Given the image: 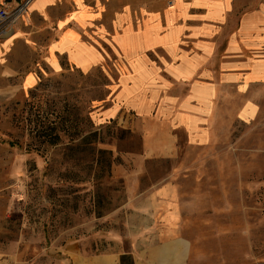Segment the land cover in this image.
Masks as SVG:
<instances>
[{
	"label": "rangeland",
	"instance_id": "rangeland-1",
	"mask_svg": "<svg viewBox=\"0 0 264 264\" xmlns=\"http://www.w3.org/2000/svg\"><path fill=\"white\" fill-rule=\"evenodd\" d=\"M61 1L46 14L29 7L9 32L18 36L0 52V264H28L39 255L41 264H70L51 253L69 239L103 251L109 215L127 199L126 183L111 178L114 156L143 149L140 135L100 118L113 104L121 63L96 34L70 24L104 55L89 71L64 55L59 71L42 62L72 9ZM5 67L18 75L7 80ZM30 71L35 85L20 90ZM9 86L18 91L12 97L3 92ZM229 86L216 98L207 149L151 162L141 185L180 180L195 264H264V81L243 93Z\"/></svg>",
	"mask_w": 264,
	"mask_h": 264
},
{
	"label": "crops",
	"instance_id": "crops-1",
	"mask_svg": "<svg viewBox=\"0 0 264 264\" xmlns=\"http://www.w3.org/2000/svg\"><path fill=\"white\" fill-rule=\"evenodd\" d=\"M6 1L0 0V6ZM41 1L43 9H34ZM61 2L35 0L30 10L46 14ZM70 3L68 17L57 24L60 38L42 62L59 71L57 57L64 55L89 71L103 63L104 55L70 24L96 34L121 63L113 104L100 118L140 135L143 149L114 156L119 160L112 164L111 178L126 183L127 199L109 215L114 221L111 235L103 236L104 250L69 239L51 253L70 264H195L180 180L171 175L145 188L141 181L150 177L153 161L181 160L207 149L216 98L231 89L230 82L236 93H243L248 85L264 81V0ZM17 36V31L0 35V52ZM17 75L3 70L7 80ZM35 75L27 73L19 89L34 86ZM3 92L12 97L18 91L9 86ZM28 264H41V255Z\"/></svg>",
	"mask_w": 264,
	"mask_h": 264
},
{
	"label": "built area",
	"instance_id": "built-area-1",
	"mask_svg": "<svg viewBox=\"0 0 264 264\" xmlns=\"http://www.w3.org/2000/svg\"><path fill=\"white\" fill-rule=\"evenodd\" d=\"M33 0H26L21 3L15 4L8 2L4 7L0 8V35L12 31V25L15 24L21 17L28 14V8Z\"/></svg>",
	"mask_w": 264,
	"mask_h": 264
},
{
	"label": "trees",
	"instance_id": "trees-1",
	"mask_svg": "<svg viewBox=\"0 0 264 264\" xmlns=\"http://www.w3.org/2000/svg\"><path fill=\"white\" fill-rule=\"evenodd\" d=\"M62 66H64V64H62ZM55 130H57V127L55 128ZM44 136L45 137H51V135L50 134H47V133H45ZM60 138H61L60 135H57V134L54 135V138L52 139L51 143L52 144L57 143L60 140ZM8 144H9L10 147H13V146L16 145L14 142H8Z\"/></svg>",
	"mask_w": 264,
	"mask_h": 264
},
{
	"label": "bare ground",
	"instance_id": "bare-ground-1",
	"mask_svg": "<svg viewBox=\"0 0 264 264\" xmlns=\"http://www.w3.org/2000/svg\"><path fill=\"white\" fill-rule=\"evenodd\" d=\"M33 8L35 9V8H39V9H43V5H42V1L41 2H37V3H35V5L33 6ZM246 86L247 85H245V87H244V89L246 88ZM249 107H247L245 110H244V112H243V116H246L247 114H248V112H249Z\"/></svg>",
	"mask_w": 264,
	"mask_h": 264
}]
</instances>
